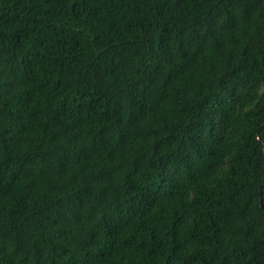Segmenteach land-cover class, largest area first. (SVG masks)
Listing matches in <instances>:
<instances>
[{"label": "trees", "instance_id": "obj_1", "mask_svg": "<svg viewBox=\"0 0 264 264\" xmlns=\"http://www.w3.org/2000/svg\"><path fill=\"white\" fill-rule=\"evenodd\" d=\"M0 264H264V0H0Z\"/></svg>", "mask_w": 264, "mask_h": 264}]
</instances>
